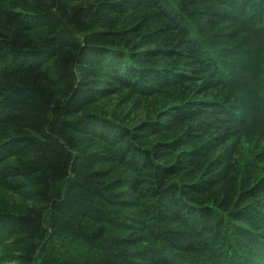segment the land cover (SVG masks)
<instances>
[{"label": "trees", "instance_id": "obj_1", "mask_svg": "<svg viewBox=\"0 0 264 264\" xmlns=\"http://www.w3.org/2000/svg\"><path fill=\"white\" fill-rule=\"evenodd\" d=\"M0 264H264V0H0Z\"/></svg>", "mask_w": 264, "mask_h": 264}, {"label": "rangeland", "instance_id": "obj_2", "mask_svg": "<svg viewBox=\"0 0 264 264\" xmlns=\"http://www.w3.org/2000/svg\"><path fill=\"white\" fill-rule=\"evenodd\" d=\"M254 149L253 141L241 140L240 142V157H247Z\"/></svg>", "mask_w": 264, "mask_h": 264}]
</instances>
